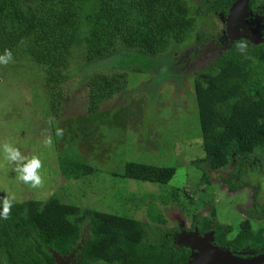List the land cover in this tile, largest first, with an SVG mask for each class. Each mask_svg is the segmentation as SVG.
Listing matches in <instances>:
<instances>
[{
	"label": "trees",
	"instance_id": "1",
	"mask_svg": "<svg viewBox=\"0 0 264 264\" xmlns=\"http://www.w3.org/2000/svg\"><path fill=\"white\" fill-rule=\"evenodd\" d=\"M200 1L209 10L225 8L231 0ZM194 17L184 0H0V52L8 49L15 63L34 68L51 111L63 102V83L82 72L88 111L93 113L124 88L123 69L149 67L152 59L163 70L166 59L180 76L194 66L189 55L179 58L184 52L179 47L193 34ZM204 37L196 31L193 41ZM73 50L81 52L75 55ZM115 55L128 59L111 65L113 70L95 67ZM76 56L81 63L75 62ZM194 70L198 75L189 82V93L204 155L192 162L205 171L203 165L217 168L240 154L263 149L264 40L248 47L247 58L234 45ZM64 160L60 172L65 176L79 178L90 172L82 162ZM174 172L171 166L127 161L116 175L164 184ZM198 181H207L206 174L202 172ZM186 197L184 188L182 195L173 189L167 199L157 200L184 210L181 201ZM160 207L155 202L146 211L149 221H144L93 209L76 214L75 205L54 196L14 200L8 218L0 220V264H57L52 252L64 257L72 251L75 264H185L186 252L172 248L170 237L164 236L167 230L159 225L166 222Z\"/></svg>",
	"mask_w": 264,
	"mask_h": 264
},
{
	"label": "rangeland",
	"instance_id": "2",
	"mask_svg": "<svg viewBox=\"0 0 264 264\" xmlns=\"http://www.w3.org/2000/svg\"><path fill=\"white\" fill-rule=\"evenodd\" d=\"M184 2L195 17L193 34L179 50L196 60L195 64L192 63L194 66L180 76L173 73L175 69L170 70L166 59L162 63L163 70H159L160 66L152 59L149 67L123 69L126 85L110 99L101 102L98 112L88 111L87 87L81 80L82 72L78 78L70 77L63 83V102L58 109L51 111L34 68L13 60L0 65V143H12L29 157L39 156L43 180L35 189L22 184L16 179L12 166L5 164L0 157V192L13 196L16 201L29 198L43 201L54 196L62 203L75 205L76 214L82 209H93L127 213L144 221H149L146 211H150L156 202L160 204L166 221L159 225L167 231L174 223L180 229L188 224L193 211L201 213L199 205L204 198L198 191L200 188L205 191L207 187L198 178L203 172L208 179L209 173L192 162L202 158L204 152L189 82L198 75L194 69L208 65L209 55L216 48L209 42H202L204 39L201 43L194 42L193 35L196 31L225 35L226 15L221 19L219 15L206 11L200 0ZM256 2L252 12L254 26L246 37H240L254 43L264 40V0ZM198 8L202 12H197ZM205 11V14H199ZM247 11L245 8L241 16L247 15ZM79 51L75 50L74 54L79 55ZM183 53H179L180 60L185 55ZM126 58L115 55L100 60L95 67L110 66L107 68L113 70L111 65L120 64ZM75 60L81 63L78 56ZM23 62L29 63L27 60ZM57 127L63 132L54 139ZM44 136L52 137L50 146L42 144ZM66 157L84 163L90 172L79 178L63 175L60 162L66 161ZM127 161L171 166L175 172L164 184L125 179L116 173L122 171ZM183 188L186 194L190 193L193 202L197 201V206L189 203L187 198L181 201L184 210L177 205H162L161 200H157L167 199V192L173 189H178L182 195ZM222 217L230 220V215L222 214ZM175 242H172V248L178 247ZM178 243L183 244L180 240ZM68 255L61 257L63 261L60 263L68 264L70 260L69 264H74V254L67 258Z\"/></svg>",
	"mask_w": 264,
	"mask_h": 264
},
{
	"label": "flooded vegetation",
	"instance_id": "3",
	"mask_svg": "<svg viewBox=\"0 0 264 264\" xmlns=\"http://www.w3.org/2000/svg\"><path fill=\"white\" fill-rule=\"evenodd\" d=\"M237 1L239 0H231L225 8L209 10L200 1L206 11L219 15L221 19L226 15L225 35L203 32L205 37L202 42H209L216 48L213 54L209 55L211 58L208 59V63L222 52L233 48L237 40L242 36L246 37L254 26L252 12L257 5L256 0H246L243 2L244 5H239V10L233 14L232 7ZM245 8L249 13L243 17L241 14ZM200 9L198 8L197 12H202ZM206 11L199 14H205ZM258 43L248 42V47ZM194 62L196 60H192L191 63ZM259 148L263 149L257 148L240 154L217 168L203 165L209 177L203 182L207 189L204 191L200 188L198 191L204 198L199 205L201 213L193 211L188 218L191 220L188 224L180 229L174 223L164 233V236L170 237L171 245L176 240L177 248H183L186 252V263L196 251V248L190 247L193 243L197 245L196 247H216L247 261L261 257L260 264H264V145ZM186 198L189 203L192 202L197 206V201L193 202L190 193ZM222 214L230 215V220L224 219ZM233 217L234 221H231ZM179 240L183 244L178 243ZM72 263L75 264V259Z\"/></svg>",
	"mask_w": 264,
	"mask_h": 264
},
{
	"label": "clouds",
	"instance_id": "4",
	"mask_svg": "<svg viewBox=\"0 0 264 264\" xmlns=\"http://www.w3.org/2000/svg\"><path fill=\"white\" fill-rule=\"evenodd\" d=\"M236 50L239 55L247 58L248 55V41L244 38L237 40ZM13 60L12 52L4 49L0 52V65H7ZM63 130L59 127L55 130V135H61ZM42 144L47 147L52 144L51 136H44ZM0 157L7 165L12 166V171L16 173V179L22 184L30 188H39L42 183V176L40 169L42 162L39 156H28L21 152V150L14 144L9 142L0 143ZM14 204V197L11 195L0 196V220L7 219L11 208ZM71 253V252H70ZM69 253V254H70Z\"/></svg>",
	"mask_w": 264,
	"mask_h": 264
},
{
	"label": "water",
	"instance_id": "5",
	"mask_svg": "<svg viewBox=\"0 0 264 264\" xmlns=\"http://www.w3.org/2000/svg\"><path fill=\"white\" fill-rule=\"evenodd\" d=\"M246 0H239L232 7V13H236L239 10V5H242ZM244 5V4H243ZM185 242V240H184ZM195 244H190L191 248H196V251L192 253L190 260L186 264H260L261 257L253 259L252 261L243 260L239 257L232 255L228 251H222L216 247H196ZM57 264H62V258L55 252H52ZM73 254V251L68 255Z\"/></svg>",
	"mask_w": 264,
	"mask_h": 264
}]
</instances>
